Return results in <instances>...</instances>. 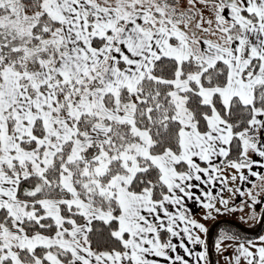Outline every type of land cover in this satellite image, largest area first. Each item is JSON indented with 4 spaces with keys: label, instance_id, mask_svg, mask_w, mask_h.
<instances>
[{
    "label": "snow or ice",
    "instance_id": "1",
    "mask_svg": "<svg viewBox=\"0 0 264 264\" xmlns=\"http://www.w3.org/2000/svg\"><path fill=\"white\" fill-rule=\"evenodd\" d=\"M213 252L264 264V0H0V264Z\"/></svg>",
    "mask_w": 264,
    "mask_h": 264
},
{
    "label": "rangeland",
    "instance_id": "2",
    "mask_svg": "<svg viewBox=\"0 0 264 264\" xmlns=\"http://www.w3.org/2000/svg\"><path fill=\"white\" fill-rule=\"evenodd\" d=\"M237 216H238V214H237ZM237 216H232V217H220V219L221 220H223V219H230V220H233V221H236V223H239V221L237 220ZM212 223L213 222H211V223H209L208 224V226L211 228V226H212ZM240 226L242 227V228H246L247 226L246 225H243V224H240ZM252 231V229H248V231ZM215 231H216V229L214 230V233H213V235L215 234ZM210 258H212V261L214 262V264H215V261L218 259V257L214 254V252H213V254L211 255V257ZM220 264H223V261L221 260L220 261Z\"/></svg>",
    "mask_w": 264,
    "mask_h": 264
},
{
    "label": "crops",
    "instance_id": "3",
    "mask_svg": "<svg viewBox=\"0 0 264 264\" xmlns=\"http://www.w3.org/2000/svg\"><path fill=\"white\" fill-rule=\"evenodd\" d=\"M218 183V182H217ZM237 184H239V181L236 182ZM215 191H218L219 188L217 187L216 189H214ZM227 195V193H225ZM189 204H191V201H189ZM212 221H206L207 224L211 223Z\"/></svg>",
    "mask_w": 264,
    "mask_h": 264
},
{
    "label": "water",
    "instance_id": "4",
    "mask_svg": "<svg viewBox=\"0 0 264 264\" xmlns=\"http://www.w3.org/2000/svg\"><path fill=\"white\" fill-rule=\"evenodd\" d=\"M241 227V226H240ZM242 228V227H241ZM211 230H212V234L214 233V230H215V228H211ZM256 230H258V229H256ZM255 231V230H254ZM249 232V234H251L253 231H248ZM209 243L211 244V240H209Z\"/></svg>",
    "mask_w": 264,
    "mask_h": 264
},
{
    "label": "flooded vegetation",
    "instance_id": "5",
    "mask_svg": "<svg viewBox=\"0 0 264 264\" xmlns=\"http://www.w3.org/2000/svg\"><path fill=\"white\" fill-rule=\"evenodd\" d=\"M256 230V229H255ZM252 231H254V229L252 230ZM211 260H212V258H210Z\"/></svg>",
    "mask_w": 264,
    "mask_h": 264
},
{
    "label": "trees",
    "instance_id": "6",
    "mask_svg": "<svg viewBox=\"0 0 264 264\" xmlns=\"http://www.w3.org/2000/svg\"><path fill=\"white\" fill-rule=\"evenodd\" d=\"M253 230V229H252ZM255 230V229H254Z\"/></svg>",
    "mask_w": 264,
    "mask_h": 264
}]
</instances>
